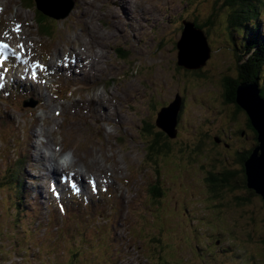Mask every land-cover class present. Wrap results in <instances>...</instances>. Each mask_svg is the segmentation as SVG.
I'll return each instance as SVG.
<instances>
[{"label":"rangeland","instance_id":"rangeland-1","mask_svg":"<svg viewBox=\"0 0 264 264\" xmlns=\"http://www.w3.org/2000/svg\"><path fill=\"white\" fill-rule=\"evenodd\" d=\"M35 1L0 0L2 39L22 56L28 54L29 69L33 67L37 75L31 76L41 86L34 89L40 102L25 112L22 104L31 100L20 101L18 95L24 93L21 88L27 93L26 83L33 79L28 76L18 83L11 80L12 73L7 78L0 73V83H5L0 118L10 120V125L0 126V264H264L262 198L256 196L247 208L254 216L221 207L203 183L207 176L189 170L222 169L224 160L212 157L207 147L208 153L192 156L190 162L178 146L153 156L149 150L153 132L145 131L147 125L155 126L157 112L180 96L176 145L181 148L187 145L193 150L209 136L228 138L229 131L244 123L243 114L229 123L213 101L227 67L231 65V77L238 75V57L225 30L231 12L225 0H73L74 11L67 19L52 20L38 10L50 20L44 24L47 32L34 13ZM216 7L215 23L208 27L214 57L201 72L180 67L179 43L186 37L180 20L207 25ZM208 29L204 28L207 34ZM64 51L71 56L63 65H74L76 70L60 65ZM185 52L193 58V49ZM47 68L51 76L58 71L64 76L52 82ZM258 80L264 82V70L251 83ZM26 153L32 156L27 168L19 157ZM55 159L60 171L54 170ZM228 163L234 164L232 157ZM50 173H74L84 184L94 181L100 190L104 187L105 195L92 201L103 206L83 214L70 201L76 205L67 209L70 219L61 223L55 207L49 220L38 202H54ZM199 183L203 186L196 189ZM157 186L160 197L151 191ZM39 192L44 199H38ZM188 193L197 196L184 215L180 203ZM231 227L240 233L234 236ZM117 236L120 242L113 239ZM153 236L159 241L156 253L149 247Z\"/></svg>","mask_w":264,"mask_h":264},{"label":"trees","instance_id":"trees-1","mask_svg":"<svg viewBox=\"0 0 264 264\" xmlns=\"http://www.w3.org/2000/svg\"><path fill=\"white\" fill-rule=\"evenodd\" d=\"M224 6L231 11L227 19V26L225 30L229 35L231 45L235 49L238 61H242L243 65L238 68L239 74L237 80L235 81V87H238L240 81L248 83L251 82L247 81L248 77L254 80V78L260 76L262 67L264 65V30L262 28L263 20L260 17V14L263 13L262 10H264V0H225ZM216 9L217 7L214 9L212 20L207 22V25L200 24L198 20H193V22L196 23L199 29H208L210 23H212L211 25L215 23ZM39 16V22L42 24V26H44L43 30L47 32V26L45 25H47L50 20L42 14H39ZM209 31L210 30L208 29V34L205 32L208 39L210 38ZM236 38L240 39L241 41L238 43V41L235 40ZM253 52L254 54L253 57H251V64L249 61L244 62V59H246V57H248ZM244 69H246V71L249 73L248 75H246ZM257 83H259V80ZM262 96L264 98V90L262 91ZM230 112L234 114V111ZM229 120L232 121L231 119ZM146 130H150V133L153 132L154 140L149 149L153 156L159 155L163 151H169V153H171L172 148H176V146H178L184 153L190 152V154L194 157L196 156L195 154L207 153L205 151L207 146H209L207 149H209L210 153L214 151V149L210 147L211 144L209 139L211 140L213 138L210 136L209 138L206 137L207 139H201L200 143L192 150L191 146L184 145L181 148L179 145H176V140L171 138V136L165 132L158 130L156 131L157 134H155V127L153 125H148ZM215 140L217 141L216 138ZM216 153L217 151H214L213 154L215 155H213V157H217ZM245 161L246 159L241 160L242 163ZM235 167L236 165L232 166L225 162V167L222 169L217 168L216 178L221 179L222 181L219 184V181L215 180L216 184H214V182L211 184V192L214 193L216 199L221 203V207L223 206L232 209H241L240 212H242L243 216H254L255 212L249 211L247 208L249 207L250 202L258 195L254 190L246 189V176L244 177V183H239L243 177L236 173L235 169H233ZM151 191L154 192L156 196L161 195V188L158 186L151 189ZM235 235L236 233H234V236ZM150 241V250L156 253V248L154 245H156L159 241L154 236L150 238ZM262 241L264 243V239ZM233 253L236 254V252Z\"/></svg>","mask_w":264,"mask_h":264},{"label":"water","instance_id":"water-1","mask_svg":"<svg viewBox=\"0 0 264 264\" xmlns=\"http://www.w3.org/2000/svg\"><path fill=\"white\" fill-rule=\"evenodd\" d=\"M67 1L70 3L65 6ZM36 2L39 11L58 20L67 18L74 7L72 0H52L53 5L66 8L64 12L60 11L61 13L53 14L49 10L48 0H36ZM184 25L186 37L179 43V49L180 47L182 49L179 63L188 69H201L211 57L207 38L194 23L185 21ZM194 32L199 38L195 37ZM197 43H200V47L197 46ZM189 48L193 49V58L186 55L185 50ZM228 76L229 74H225V87L230 95V107L234 114H243L248 118L251 129L257 136L258 145L244 163L248 188L254 190L257 195L264 199V98L256 83H241L235 87V82L227 80ZM230 82H233L234 86H229ZM180 105L181 101L179 100L173 107L163 109L157 120L158 126L171 134L172 137L176 135L174 129Z\"/></svg>","mask_w":264,"mask_h":264},{"label":"flooded vegetation","instance_id":"flooded-vegetation-1","mask_svg":"<svg viewBox=\"0 0 264 264\" xmlns=\"http://www.w3.org/2000/svg\"><path fill=\"white\" fill-rule=\"evenodd\" d=\"M229 86L231 87L234 86V83L230 82ZM216 98L218 101L221 102L222 104L221 108L223 109V113L225 114L227 112V108L225 106L228 107L230 106V95L228 94L226 87L224 88V90L220 91L219 95H216ZM235 123L238 124L239 122H235ZM243 126L244 129L242 130ZM237 134H240V136L243 138L242 141L238 140L236 136ZM220 137L221 136H214L211 140L209 139L211 147L214 149V151H217L216 153L218 154L217 157H221L222 159H224L226 163L229 162V158H230V155L227 154L226 152L233 151L234 153L233 163L236 164V167L233 169H235L237 174H240L243 177V179L239 181V183L243 184L244 177L246 176V174L243 171L244 166L241 160H243L246 157V153L249 152L250 149L252 148V145L248 146L250 144V140H252V143L254 144L257 140V136L255 133H253L249 125V120L247 119V117H245L244 123L242 125H237L235 127V130L229 131L228 138L230 139V143L226 141L227 139H225L224 141V139H221ZM215 138L219 141L217 142ZM189 157H192V155H189ZM200 168L204 175H206L208 178L213 180L214 184H216L215 180L219 181V184L221 183L222 180L216 178L217 168H215V166H211V167L200 166ZM246 189H248L247 186Z\"/></svg>","mask_w":264,"mask_h":264},{"label":"bare ground","instance_id":"bare-ground-1","mask_svg":"<svg viewBox=\"0 0 264 264\" xmlns=\"http://www.w3.org/2000/svg\"><path fill=\"white\" fill-rule=\"evenodd\" d=\"M70 3V1H67L66 2V4H65V6H68V4ZM49 7V6H48ZM53 7V9L52 8H50L49 7V10L50 11H53V12H59V11H62V12H64L65 10H66V8L63 6V7H60V6H58V5H54V6H52ZM74 7H75V5H74ZM74 7H73V9H74ZM18 27V26H17ZM22 29V28H21ZM19 34V33H18ZM194 35H195V37L196 38H199L198 36H197V34H196V32H194ZM6 42V41H5ZM8 42V41H7ZM23 45V44H22ZM197 46L198 47H200V43H197ZM23 48V47H22ZM69 52V51H68ZM68 52H66V51H64L63 53V56H61V58H60V65H62L63 66V64L65 63L64 62V60L65 59H69V57L71 56V55H69V56H66V55H68L69 53ZM22 53V52H21ZM10 55H11V57H12V55H13V51H10ZM24 55H25V53H24ZM80 56V58L81 59H83V55H79ZM24 57V56H23ZM13 58V57H12ZM78 59H79V57H77ZM14 59V58H13ZM58 60V59H57ZM14 61H15V63H16V59H14ZM39 62V61H38ZM91 63H92V61H91ZM53 65H55V64H53ZM33 66V65H32ZM91 66H93L92 64H91ZM95 66V65H94ZM61 69V68H60ZM9 71V70H8ZM55 71V70H54ZM12 73V72H11ZM10 74V73H9ZM3 75V77H6V75L3 73L2 74ZM7 78V77H6ZM98 102V101H97ZM177 103V101H175L173 104H171V106H174L175 104ZM99 104H101V103H99ZM171 106H169V107H171ZM165 107V106H164ZM164 107L159 111V112H161L163 109H164ZM159 112H157V113H159ZM79 128V127H78ZM37 153H38V150L36 151ZM51 158L52 159H54V155L53 156H51ZM43 159H45V158H43ZM54 162H56V165L54 166V165H51V168H53V166L55 167L54 168V170L56 171V169L58 168V171H60V169H63L61 166H58L57 165V161H56V159L54 160ZM61 165V164H60ZM57 167V168H56ZM65 168V167H64ZM50 169V168H49ZM68 169V168H67ZM51 170V169H50ZM67 171V170H66ZM68 172V171H67ZM64 175H67L66 173H63ZM76 174H74L73 173V176H75ZM91 179V178H90ZM86 182V181H85ZM86 185V184H85ZM34 192V191H33ZM108 193V192H107Z\"/></svg>","mask_w":264,"mask_h":264},{"label":"snow or ice","instance_id":"snow-or-ice-1","mask_svg":"<svg viewBox=\"0 0 264 264\" xmlns=\"http://www.w3.org/2000/svg\"><path fill=\"white\" fill-rule=\"evenodd\" d=\"M5 47H7V45L0 44V48H5ZM0 62H2V61H0ZM93 185L95 186V182L94 181H93ZM72 186L75 188L76 187L75 183H73Z\"/></svg>","mask_w":264,"mask_h":264},{"label":"clouds","instance_id":"clouds-1","mask_svg":"<svg viewBox=\"0 0 264 264\" xmlns=\"http://www.w3.org/2000/svg\"><path fill=\"white\" fill-rule=\"evenodd\" d=\"M238 62H239V61H238ZM229 69H230V66H229ZM229 69H228V70H229ZM223 87L225 88V84H223ZM217 94H219V93H217ZM230 115L232 116V114H230ZM230 115H228V116L226 115V118L229 119V118H230Z\"/></svg>","mask_w":264,"mask_h":264}]
</instances>
